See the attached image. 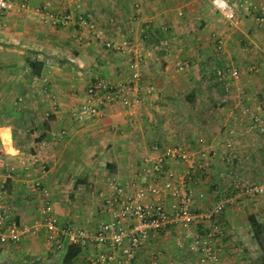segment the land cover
<instances>
[{"label":"crops","instance_id":"1","mask_svg":"<svg viewBox=\"0 0 264 264\" xmlns=\"http://www.w3.org/2000/svg\"><path fill=\"white\" fill-rule=\"evenodd\" d=\"M229 1L239 18L234 26L210 0H144L137 9L131 0H85L106 37L128 36L133 41L143 55L141 81L152 83L153 89L140 103H114L83 121L74 119L72 111L85 97L88 81L96 73L113 83L125 81L127 55L105 48L73 14L68 13L70 19L64 23L52 24L39 21L35 12L40 7L60 13V7L66 11L70 3L27 0L25 8L0 12L1 202L8 206L10 222L38 225L18 242H0V264H31L49 256L64 264L65 247L56 249L46 239L40 224V195L29 188L23 169L33 153L45 159L41 182L48 190L53 213L63 223L70 219L81 226L96 225L99 215L107 217L101 205L110 177L120 182L130 179L141 172L146 158L161 155L168 147L197 149L198 137L217 154L186 182L194 193L203 192L202 197L194 194L193 210L222 196L227 173H234L238 166L239 172L251 171V177H257L264 164V129L246 131L249 118L244 107L264 120V23H257L249 12L264 0ZM109 16L115 18L113 23L107 20ZM215 38L222 43L216 65L235 66L239 71L227 86L214 76L212 80L196 77L207 57L214 61ZM176 60L187 65L177 70ZM29 61L36 62L35 68ZM250 65L256 70L250 72ZM61 129L62 137L54 138ZM228 132L238 155L234 165L223 162L218 154ZM40 138L48 140L46 146L37 145ZM165 161L167 169L182 173L183 165L176 157L166 155ZM154 176H142L141 183L151 179L158 184L161 190L156 198L171 209L174 200L164 185L166 177ZM252 220L260 227L255 234ZM216 224L220 262L259 264L264 249V200L257 206L243 200L226 207ZM200 228L197 223L187 229L169 223L155 230L149 246L139 250L130 264H140L144 258L150 264L153 250H159L157 264L189 258L200 263L189 248L188 254L178 248L184 243L186 249ZM91 249L80 247L71 264H80Z\"/></svg>","mask_w":264,"mask_h":264},{"label":"built area","instance_id":"2","mask_svg":"<svg viewBox=\"0 0 264 264\" xmlns=\"http://www.w3.org/2000/svg\"><path fill=\"white\" fill-rule=\"evenodd\" d=\"M144 0H131L132 6L138 8ZM211 6L219 12L231 25H237L239 18L229 0H210ZM27 0H0V12L12 7L25 8ZM37 17L41 22L64 23L70 19L68 13H59L50 9L35 7ZM254 20L257 23H264V4H255L252 9ZM79 24L86 27L94 38L101 41L102 45L112 51L125 53L127 55V66L129 69L125 81L113 83L100 74H94L88 81L85 88V97L76 105L72 111V117L83 121L100 115L106 106L114 103L132 105L142 102L144 94L151 92L152 83L141 81V64L143 55L128 36L118 39L106 37L105 31L90 16L89 13H77L75 15ZM107 20L110 23L115 21L113 16ZM129 21V19H128ZM165 28V27H163ZM214 55L212 60L219 57L221 39L215 38ZM175 69H182L187 65L185 61L176 60ZM250 71L256 67L250 65ZM215 79L227 86L231 80L239 74L235 66H213ZM45 81V75L41 76ZM20 100L21 97L18 96ZM51 107H55V101L51 100ZM249 123L246 131L253 128L262 131L264 120L247 107ZM248 110V111H247ZM63 130L53 134L54 138H61ZM200 146L194 150H187L177 147H168L161 155L153 158H146L141 172H136L130 179L120 182L114 176L110 177L109 190L102 196V212L107 217L97 222L93 228L77 225L73 222H61L52 211L48 190L43 186L41 178L46 171L45 159L37 153L28 157V162L23 165L29 188L40 195L39 213L41 214L40 224L46 231V239L52 243L54 248L63 249L66 244L77 243L81 248L90 246L96 248L97 252H88L85 255L86 264H130L139 250L149 246L150 237L155 230L163 228L169 223H177L183 229H187L192 223L200 224V230L194 231L187 247L193 251L200 263L222 264L219 260L215 238L218 233L216 219L220 213L232 204L237 195L255 196L264 191V185L260 182L243 180L236 184L235 192L232 195H222L212 204L203 210H193L194 194L202 197L203 192H193L186 183L200 169H204L208 161L216 156V149L206 145L201 137L197 138ZM48 140L40 138L37 145L46 146ZM224 153L221 156L225 161L231 162L236 158L233 149V142L228 132L224 144ZM166 155L176 157L183 165V171L175 174L165 167ZM4 158L2 143L0 142V162ZM30 174V175H29ZM157 175H164L165 187L173 197L171 209H167L161 200L156 198L160 193V186L153 182ZM11 171L7 172V176ZM142 176H149L151 179L146 184L141 183ZM151 195L150 199H145ZM3 193L0 192V242H18L29 232L37 230L38 225L16 224L8 220V206L1 202ZM150 264H157L159 250L151 253ZM230 264H242L240 260Z\"/></svg>","mask_w":264,"mask_h":264},{"label":"rangeland","instance_id":"3","mask_svg":"<svg viewBox=\"0 0 264 264\" xmlns=\"http://www.w3.org/2000/svg\"><path fill=\"white\" fill-rule=\"evenodd\" d=\"M61 1H64V5L66 6V4H68V3H70V7H66L65 9H66V11H61V9H63L62 7H60V13H70V15H72L73 14V16L74 15H76L77 13H90V15H91V12H89L90 11V8H86V5H88L87 3H85V0H61ZM86 1H88V0H86ZM91 1H93V0H91ZM108 1V0H107ZM72 6H74V8H72ZM53 8V7H52ZM69 8H71V11L72 12H69ZM54 9V8H53ZM57 10V9H56ZM105 14H108V13H105ZM106 16V15H105ZM206 64H205V67L204 68H200V70H196V77H198L199 79L201 78V79H205V80H212L211 78H213V66L214 65H216L217 64V62L214 60V61H211V60H209L208 59V57L206 58ZM219 64V63H218ZM250 71V70H249ZM249 71H248V73H249ZM199 72V73H198ZM251 72V71H250ZM215 78V77H214ZM216 80V79H215ZM217 81V80H216ZM248 111V110H247ZM244 135V134H243ZM247 135H249V134H247ZM250 136V135H249ZM204 142V141H203ZM205 143V142H204ZM233 149H234V151H235V153H236V150H235V147H233ZM224 151V149H222V151H219V153L218 154H220V155H223V152ZM216 153H217V151H216ZM221 160L223 161V162H225V163H227V164H232V165H234L236 162H238V155H237V153H236V158L233 160V161H231V162H227V161H225L223 158H221ZM238 169H240V166H238ZM238 169L234 172V173H232V172H228L227 174V182L229 183V185L228 186H225L226 184H227V182H224V190L222 191V195H232L234 192H235V186H234V184H236V183H238V182H240V181H243V180H250V181H256V182H262L263 181V183H264V164H262L261 165V167H260V169L257 171V173H256V178L254 177H251V171L250 172H246V171H238ZM229 187V188H228ZM246 201L247 202V204L249 203V202H252V203H255V206H257V205H259L260 204V202L261 201H263L264 200V193H262L261 195H259V196H255V197H253V196H247V195H237L236 197H235V200H234V202L232 203V204H230V205H228L227 207H229V206H233V205H240L241 203H242V201ZM215 201V200H214ZM213 201V202H214ZM213 202H211V203H209V204H207V205H205V207H203V208H199L198 210H203V209H205L207 206H209L210 204H212ZM252 205H254V204H252ZM197 210V211H198ZM221 214V213H220ZM102 219H104V217L102 216V215H99V217L97 218V220H96V222L95 223H97L98 221H100V220H102ZM68 222L70 221V222H73V223H75L74 221H72V220H67ZM75 224H77V223H75ZM77 225H81V224H77ZM83 226V225H82ZM85 226V225H84ZM95 225H87V226H85V227H88V228H92V227H94ZM185 247H186V245L184 244V243H182L178 248H180V249H182V250H184L187 254H188V247L185 249ZM57 249V248H56ZM92 251H93V253H95V252H97V249L96 248H93V249H91ZM90 250V251H91ZM91 251V252H92ZM161 251V250H160ZM162 252V254H163V250L161 251ZM161 254V253H160ZM234 257H236V256H234ZM48 259H46V260H44V261H41V260H39V261H34V262H32L31 264H57V258L56 257H54V256H49V257H47ZM239 258H241V259H244L243 257H239ZM145 259V261L144 262H141L140 264H149V261H148V259H146V258H144ZM235 260V259H234ZM79 263L80 264H86L85 263V256H82L81 257V259H80V261H79ZM221 263L222 264H225L224 263V261H221ZM230 263H234V261L233 262H229V263H226V264H230ZM58 264H60V263H58ZM173 264H200V263H197L193 258H189V259H185L184 261H182V260H179L177 263L175 262V263H173ZM243 264V263H242Z\"/></svg>","mask_w":264,"mask_h":264},{"label":"trees","instance_id":"4","mask_svg":"<svg viewBox=\"0 0 264 264\" xmlns=\"http://www.w3.org/2000/svg\"><path fill=\"white\" fill-rule=\"evenodd\" d=\"M35 61H29V66L33 69L35 68ZM252 229L254 231H257L259 225L256 224L253 220L251 221ZM80 251V246L77 243H69L65 245V251L62 257V262L64 264H71L74 256ZM259 264H264V249L262 250V253L259 256Z\"/></svg>","mask_w":264,"mask_h":264},{"label":"clouds","instance_id":"5","mask_svg":"<svg viewBox=\"0 0 264 264\" xmlns=\"http://www.w3.org/2000/svg\"><path fill=\"white\" fill-rule=\"evenodd\" d=\"M11 154H12V155H14V154H15V152H12Z\"/></svg>","mask_w":264,"mask_h":264}]
</instances>
